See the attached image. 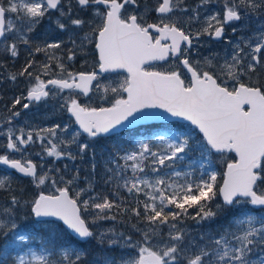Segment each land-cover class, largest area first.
<instances>
[{
    "label": "snow or ice",
    "instance_id": "1",
    "mask_svg": "<svg viewBox=\"0 0 264 264\" xmlns=\"http://www.w3.org/2000/svg\"><path fill=\"white\" fill-rule=\"evenodd\" d=\"M209 2L201 0V4ZM139 9L140 0H0V39L11 57L18 56L19 44L31 46V34L45 20L59 37L70 29L82 31L88 21L81 13L87 12L95 27L91 35L85 33L79 47L83 49L94 36L99 71L122 69L128 74L118 87L99 82L93 86V81H98L96 72H69L67 78L46 83L36 76L27 94L22 93L12 102L13 109L17 105L29 109L32 103L60 97L59 108L69 115V124L41 131L55 137L56 129L68 133L70 124L78 125V130L62 143L76 144L81 159L91 151V172L85 177L89 189L97 169L93 145L102 138L122 135L129 126L144 119H183L202 134L193 137L179 126L155 133L149 130L138 134L130 148L118 149L105 158L103 182L114 183L117 193L123 189L131 197L123 214L137 221L131 226L138 234L134 239L133 234L115 229L93 231L91 225L97 220H115L116 215L108 213L122 206L107 196L81 199L88 195L84 188L70 195V187L79 179V169L71 179H54L47 173L38 174L31 160L10 158L7 153H22L25 148L21 146L34 141L32 132L25 136L21 130L20 135H14L9 128L0 165L31 178L37 187L51 184L54 192H40L29 200L23 189L17 193L6 177L0 178V191L10 193L0 206V264H264V85L241 82L256 73L258 67L264 68V21L257 24L251 36L232 45L223 63L216 56L204 57L201 68L199 61L193 64L189 58L193 40L200 35L220 39L225 24L244 22L241 28L245 29L252 15L264 16V0H226L222 15L208 16L207 26L195 36L181 26L182 16L189 12L185 0H158L153 10L159 14V23H143ZM192 12L194 16L189 20L199 16L196 9ZM12 16L19 25L8 19ZM72 43L76 45L75 40ZM60 47V42H45L33 51L47 53ZM73 56L74 53L68 59ZM169 57L175 58L179 70H149L152 62ZM33 64L29 61L8 79L32 77L29 69ZM57 66L63 73L64 65ZM43 67L47 72L50 65ZM182 74H190L188 83ZM93 87L104 95L114 94L110 107H89L75 98L80 94L88 96ZM66 89L70 94L65 98L60 94ZM20 115V111H12L8 123ZM85 134L86 139L80 140ZM37 138L43 143L39 133ZM48 143V156L60 158L66 154L58 150L56 143ZM212 150L235 154L233 162L227 163L221 184L210 162H203L205 154ZM67 155L75 159L71 152ZM189 159L188 170H178ZM61 183L65 186H58ZM189 209H195V214ZM21 211L32 218L31 224L21 227L17 223ZM189 219L198 225L217 220L221 223L197 239L184 226ZM35 240L42 242L41 254L30 247ZM93 240L98 246L107 244L110 249L124 251L119 258L105 251L89 259L90 250L82 245Z\"/></svg>",
    "mask_w": 264,
    "mask_h": 264
},
{
    "label": "rangeland",
    "instance_id": "2",
    "mask_svg": "<svg viewBox=\"0 0 264 264\" xmlns=\"http://www.w3.org/2000/svg\"><path fill=\"white\" fill-rule=\"evenodd\" d=\"M225 2L226 0H210L208 4H201V0H185V4L189 8V12L187 15L182 16L183 23L181 26L184 27L186 32L195 36L207 26L206 18L208 16L216 14L222 15ZM157 4L158 0H140L139 14L144 16L143 23H159V14L153 10ZM192 9H196L199 12V16L189 20V16H194ZM81 16L88 21V24L84 26L82 31L79 29L72 31V29H70L67 33H64L59 37H57L56 33L52 32V29L48 27V21L45 20L41 26L37 27L36 33L31 34L33 39L30 47L23 44L18 45L19 54L15 58L11 57L9 53L4 51L5 42L2 40L0 44V155L5 154L3 145L7 143V133L9 128L12 129L14 135H20L21 130H23L25 136L28 132H32L34 142L26 146H21L25 148V151L22 153H7L10 158L19 159L22 162L31 160V162L37 166L38 174L47 173L54 179H59L61 176H63L65 180L71 179L76 174L77 169H79V179L70 187V195L75 196L76 192L79 191L80 188H84L88 192V195H82L81 199H87L89 198V195L100 198L107 196L110 200H114L117 204L122 206L121 209L113 208L108 213L109 215L115 214V220H97L95 224L91 225L93 231L102 233L107 232L109 229H115L118 233H131L133 234L134 239H138V234L133 233L131 226L127 225L125 222H120L123 218L129 217L128 215L123 214V208L129 206L131 197L123 189H120L119 193H117L116 185L114 183L105 184L103 182L102 177L104 176L103 168L105 158L109 155V153H114L118 149L130 148L138 134H146L149 130L155 133L158 130H166L169 127L179 126L181 130L190 132L193 137H199L201 135L199 133H193L191 127H188V125L183 126L180 125V123H167L158 124L157 126H153L155 128L152 129H147L145 126L135 130L123 132V134L119 136L102 138L99 143L93 145V150L96 152L95 162L97 164V169L95 176L92 179V188L89 189L88 184L85 181V177H88L91 172V151H89L88 154L81 159V157L77 155L76 144L62 143V141L66 142L69 140L72 131L78 130L75 123L73 122L70 124L68 133L63 132L60 129H56L55 137L51 136L47 131H41L54 128L57 124H60L61 126L69 124V115L66 111L59 108V104L62 103L60 97L58 96L54 99L50 98L47 103H32L29 109H22L19 105H17L15 109L12 108L14 98L20 97L22 93L26 95L27 90L36 83V76H39L40 79L46 83L50 79L67 78V73L69 72L77 74L96 71L98 68V60L95 50V37L93 36L91 43L85 42L83 49L79 47L81 38L85 35V33H89L91 35V28L95 27V22L93 21L90 13H81ZM8 19H12L14 23L19 25V21H16L14 16L8 17ZM261 21H264V16L252 15L251 21L248 22V27L245 29L241 28V24L244 22L225 24L224 35L219 41L213 39V36H209L206 33L200 35L197 39L193 40V46L189 54L190 62L195 64L199 61L201 68H203L204 57L216 56L220 58L219 63H223V58L228 57L232 52V45L251 36L256 29L257 24ZM45 26L48 27L46 29V34H41L43 27ZM74 27L75 26H73V28ZM233 27L237 28L236 32L232 31ZM47 30H49L48 33ZM50 39L53 40L49 42ZM72 40L76 41L75 46L73 45ZM45 42H60L61 47L59 49L49 50L47 53L33 51L37 45L43 46ZM73 53V59L69 60L68 56ZM50 56L54 58L49 59ZM29 61H34L33 67L29 69V71L32 72V77L20 76L16 81L8 79L10 74L18 73ZM60 63L64 65L63 73L57 66ZM45 64L50 65L47 72H45L43 67ZM153 69L156 71L179 70L176 67L175 59H170L164 63L156 62L153 65ZM257 71V73L252 74L250 77L242 78L241 82L245 84H252L254 81L253 77L261 78L264 76V68L258 67ZM184 76L185 74H182V77ZM125 78H127L125 73H107L104 75H98V81H96L95 84L99 82L101 85L118 87V85L122 83ZM228 85L229 87L233 86L231 81L228 82ZM48 88L52 89V91H56V89L51 85H49ZM69 94V90L66 89L60 95L66 98ZM113 96L114 94L111 92L104 95L102 92L97 91L95 87H93L91 93L87 97L80 94L75 98H78L82 104L89 107H110ZM12 111H20L21 115L13 118L11 124H9L8 118L11 116ZM71 119L73 120V118ZM37 133L44 137L43 143H41V141L37 138ZM79 139L84 140L86 139V136L82 135ZM49 140L56 143L58 145V150H63L66 154L60 158L48 156L45 148L51 146L48 143ZM68 152H71L75 159H70L67 155ZM195 155L199 161V155ZM234 159L235 157L231 154V152H211V154H205L203 162L206 164L210 162L211 170H214L218 174L220 169H224L227 163L233 162ZM190 162L191 160L189 159L181 163L178 170L187 171L188 168L186 167V164ZM194 167L199 169V162L196 163ZM196 175H199V171L196 172ZM3 177H6L10 181L11 187L16 190L17 193L23 189L26 193V198L29 200L38 195L40 192H43L44 194H51L54 192V188L51 184L37 187L31 182V178L25 177L23 174H19L15 170H8L4 166L0 165V178ZM58 186L64 187L65 185L61 183ZM9 197L10 193L0 191V206H3ZM124 197H128V199L125 200ZM97 202L100 201L97 200ZM195 211V209H189V212L192 214H195ZM95 212H99V210H95ZM88 219L91 222L92 216L89 215ZM31 222L32 218L25 217L23 215V211L18 214L17 223L21 227L31 224ZM216 222L217 224H215ZM219 223H221V221L217 220L215 222H205L198 225L192 221L191 224H187V229L189 235L199 239V236L203 232L209 229L215 230ZM164 231L166 232L167 228H165ZM82 246L90 249V258L95 256L97 253H103L105 251L108 252L109 255L119 258L124 251L118 247L110 249L107 244L98 246L95 240H93L90 244ZM37 253L41 254V251ZM9 264L11 263L9 262Z\"/></svg>",
    "mask_w": 264,
    "mask_h": 264
},
{
    "label": "water",
    "instance_id": "3",
    "mask_svg": "<svg viewBox=\"0 0 264 264\" xmlns=\"http://www.w3.org/2000/svg\"><path fill=\"white\" fill-rule=\"evenodd\" d=\"M213 39H215V40H220V39H217V38H215L214 36H213ZM1 40V39H0ZM96 53H97V51H96ZM97 58H98V53H97ZM172 58H174V57H172ZM167 61V60H166ZM166 61H155V62H158V63H163V62H166ZM155 62H152V63H155ZM97 72L98 73H101L100 71H99V67L97 68ZM115 72H122V73H125V74H127V72L125 71V70H122V69H120V70H116ZM90 73H92V72H90ZM87 74V73H86ZM101 74H105V73H101ZM128 75V74H127ZM189 75V77H190V74H188ZM94 82V81H93ZM91 93V91L89 92V94ZM126 95V94H125ZM84 97H87V96H84ZM247 107V106H246ZM165 115H167V114H165ZM73 120H74V118H73ZM170 122H180V123H185V124H188V125H190V123L189 122H187V121H184L183 119H179V118H170V119H144V120H140V121H138L136 124H134V125H131V126H129L127 129H132V128H135V127H137V126H140V125H147V124H155V123H170ZM76 125V124H75ZM77 127H78V125H76ZM190 126H192V125H190ZM193 128H195L194 126H192ZM127 129H125V130H127ZM197 130V132H198V129H196ZM199 133V132H198ZM86 135V134H85ZM201 136H202V134H200ZM213 152H215V150H212ZM217 153V152H216ZM234 154V153H233ZM234 156H235V154H234ZM2 166H4V165H2ZM6 169H8V170H14V169H10V168H8L7 166H4ZM226 168H227V165H226V167H225V171H226ZM16 171V170H15ZM224 171V172H225ZM19 173V172H18ZM20 174V173H19ZM223 182V181H222Z\"/></svg>",
    "mask_w": 264,
    "mask_h": 264
},
{
    "label": "trees",
    "instance_id": "4",
    "mask_svg": "<svg viewBox=\"0 0 264 264\" xmlns=\"http://www.w3.org/2000/svg\"><path fill=\"white\" fill-rule=\"evenodd\" d=\"M44 32V31H43ZM258 72V71H257ZM256 72V73H257ZM253 83L252 84H250V85H252V86H260L261 84L262 85H264V76L263 77H261V78H259V77H253ZM174 124H178V123H174ZM180 125H183V124H180ZM183 126H185V125H183ZM189 127V126H188ZM191 130H192V132L193 133H197L196 132V130L194 129V128H192L191 127ZM232 154V153H231ZM223 172H224V169H220V171L218 172V174H217V182H218V184H220V182L222 181V178H223ZM120 222L122 223V222H125L127 225H129V226H132V224H135V223H137V221H136V219H135V217H128V218H123L122 220H120ZM191 222H192V220H186L185 221V227L187 228V224L188 223H190L191 224ZM189 224V225H190ZM215 224H217V222L215 223ZM129 234H131V233H129ZM38 240H35V241H33L32 242V244H35L36 242H37ZM88 248V247H87ZM89 249V248H88ZM90 250V249H89ZM90 255H91V253H90ZM89 255V256H90ZM14 259V258H13ZM10 263H11V261H10Z\"/></svg>",
    "mask_w": 264,
    "mask_h": 264
},
{
    "label": "bare ground",
    "instance_id": "5",
    "mask_svg": "<svg viewBox=\"0 0 264 264\" xmlns=\"http://www.w3.org/2000/svg\"><path fill=\"white\" fill-rule=\"evenodd\" d=\"M43 26H44V25H43ZM47 28H48L47 26L43 27V31H44V32L42 31L41 34H46V29H47ZM48 32H49V30H47V33H48ZM52 40H53V39H50L49 42L52 41ZM147 125H151V124H147ZM89 259H92V258L89 257Z\"/></svg>",
    "mask_w": 264,
    "mask_h": 264
},
{
    "label": "flooded vegetation",
    "instance_id": "6",
    "mask_svg": "<svg viewBox=\"0 0 264 264\" xmlns=\"http://www.w3.org/2000/svg\"><path fill=\"white\" fill-rule=\"evenodd\" d=\"M150 70H154L153 67L149 68Z\"/></svg>",
    "mask_w": 264,
    "mask_h": 264
}]
</instances>
